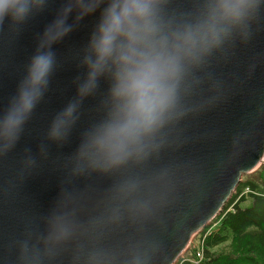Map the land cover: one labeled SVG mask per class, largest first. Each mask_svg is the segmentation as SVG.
Here are the masks:
<instances>
[{"label":"clouds","instance_id":"clouds-1","mask_svg":"<svg viewBox=\"0 0 264 264\" xmlns=\"http://www.w3.org/2000/svg\"><path fill=\"white\" fill-rule=\"evenodd\" d=\"M53 0H0V25L19 31L48 12ZM170 0H58L36 38L35 50L7 103L0 107V159L12 153L58 66L54 45L87 17H95L77 52L74 95L48 123L33 155L26 151L21 175L37 168L48 146L68 143L81 106L97 98V115L79 131L63 167L69 177H113L100 203L86 217L74 194L61 191L38 226L16 242V264H154L158 245L145 235L111 242L121 224L150 220L161 203L155 185L164 174L128 170L161 147L162 133L185 114L195 73L226 45L247 42L264 0H195L173 10Z\"/></svg>","mask_w":264,"mask_h":264},{"label":"water","instance_id":"water-1","mask_svg":"<svg viewBox=\"0 0 264 264\" xmlns=\"http://www.w3.org/2000/svg\"><path fill=\"white\" fill-rule=\"evenodd\" d=\"M195 0H170L176 11ZM58 7L28 22L18 32L0 25V107L7 103L33 54L36 38ZM95 17L85 18L54 45L58 62L48 91L37 105L14 151L0 159V264H16V242L61 192L75 195L82 216L89 215L113 177H69L63 159L73 150L79 131L97 113V98L85 100L80 119L63 147L48 146L47 158L21 175V160L35 155L52 116L74 95L79 74L76 54L87 40ZM185 97L186 114L162 133L159 150L128 171L141 176L164 174L155 185L161 203L143 223L125 222L109 234L111 242L145 235L158 245L154 264H175L189 242L222 211L241 181L264 162V14L250 39L236 40L215 52L194 75ZM66 264V261L63 262Z\"/></svg>","mask_w":264,"mask_h":264},{"label":"trees","instance_id":"trees-1","mask_svg":"<svg viewBox=\"0 0 264 264\" xmlns=\"http://www.w3.org/2000/svg\"><path fill=\"white\" fill-rule=\"evenodd\" d=\"M263 173L264 164L256 177L242 176L213 225L201 232L207 233L203 240L204 264H264ZM246 188L249 193L237 198ZM175 264L191 263L182 258Z\"/></svg>","mask_w":264,"mask_h":264},{"label":"built area","instance_id":"built-area-1","mask_svg":"<svg viewBox=\"0 0 264 264\" xmlns=\"http://www.w3.org/2000/svg\"><path fill=\"white\" fill-rule=\"evenodd\" d=\"M246 193H249V190L247 188L241 194L237 195V198H239L241 195L246 194ZM233 194H235V190L233 191L232 195ZM215 219L212 221L210 226L204 228L202 231L211 227L213 225ZM202 231H200L199 233H197L193 237V239L190 242H192V241L194 242V240H197V242L191 246H190V242H189L187 249L185 250V252L183 254H181L179 259L183 258L184 260L190 262L191 264H204L203 240H204V237L207 233H204L202 235L201 234ZM186 254H188L190 256L187 257Z\"/></svg>","mask_w":264,"mask_h":264},{"label":"rangeland","instance_id":"rangeland-1","mask_svg":"<svg viewBox=\"0 0 264 264\" xmlns=\"http://www.w3.org/2000/svg\"><path fill=\"white\" fill-rule=\"evenodd\" d=\"M264 164V162L255 170V171H253L252 173H250V174H245V175H243L245 178L246 177H256L257 176V174H259L260 173V171H261V166ZM254 174V175H253ZM264 174V173H263ZM262 174V175H263ZM243 177V178H244ZM259 178V177H258ZM244 205V204H243ZM197 242V240H194V242L192 241V242H190V246L191 245H193L194 243H196Z\"/></svg>","mask_w":264,"mask_h":264}]
</instances>
